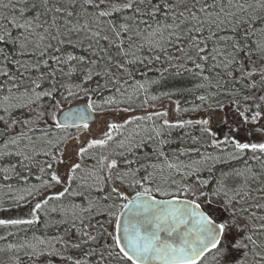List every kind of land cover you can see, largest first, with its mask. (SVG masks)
<instances>
[{"label":"snow or ice","instance_id":"snow-or-ice-1","mask_svg":"<svg viewBox=\"0 0 264 264\" xmlns=\"http://www.w3.org/2000/svg\"><path fill=\"white\" fill-rule=\"evenodd\" d=\"M153 85L167 90L149 95ZM185 94L199 103L175 100L173 119L155 106ZM76 97L86 103L65 110ZM190 110L204 115L183 119ZM192 125L193 147L166 150L173 129ZM7 157L17 164L0 172L39 168L25 191L40 199L32 219L0 225L58 213L77 233L8 245L33 264H264V0H0Z\"/></svg>","mask_w":264,"mask_h":264},{"label":"trees","instance_id":"trees-1","mask_svg":"<svg viewBox=\"0 0 264 264\" xmlns=\"http://www.w3.org/2000/svg\"><path fill=\"white\" fill-rule=\"evenodd\" d=\"M160 67L159 64L155 65V68L148 73V76L150 78H156L158 77L159 73L155 70L158 69ZM13 71H15V69L13 68ZM137 79H141L140 75L137 74ZM176 81H172L169 80L168 81V87H171L173 84H175ZM195 81H191L188 79H185L183 81L180 82L181 86L184 87H189L192 88L194 86ZM167 87L164 88H160L157 87L155 85H153L151 87V89L149 90V95H159V93L161 91H166ZM201 93L197 92L195 95H199ZM195 95H191V94H185V96L183 97H173V102L172 104L175 105L174 101L179 99L181 102V108H188V109H193L198 103L199 101L195 99ZM86 100L83 97H76V98H72V100H68L65 105H70L73 103H77V102H82ZM139 102V101H137ZM158 104L156 105L157 108H160L161 106L165 107L166 103H168L169 101L166 98H162L160 100H158ZM170 103V102H169ZM64 105V106H65ZM191 113H195L198 111H188ZM184 113V112H183ZM181 113V115L183 114ZM19 114V113H18ZM185 114V113H184ZM214 131L218 132L219 128H214L212 127ZM193 136H200V130H199V126L197 125H193L192 127L189 128H184V129H173L171 131V136L169 137V139L171 140V144L167 145L169 146V151H174L177 149H181V148H185V147H193V142L191 140V137ZM208 140L207 136L202 137L201 139V143L203 144L205 141ZM167 150V147H166ZM201 150H204V148H202ZM208 150V148H207ZM142 151H148V149H143ZM211 152H215L214 149L211 150ZM43 157H38L37 159L40 160ZM6 162V165L3 166L4 167H8L10 164H17V158L15 157H7L4 158L2 161ZM243 166V162L237 163V166L235 168H240ZM225 168V166L223 165H216V174H219V170ZM37 170L36 166H31L30 167V174H35V171ZM226 170V168H225ZM34 171V172H33ZM15 172H8L7 176L12 177ZM5 173L0 172V176L4 175ZM24 185L28 187L36 185L39 186L38 181H35L31 178H29L28 182L24 181V178H9L7 180H5L4 178H0V203L3 202V205L0 204V206H11V207H15L17 204L20 205L21 200L24 201V195H20L21 193V187ZM130 196L133 195L134 193L129 192L128 193ZM95 195V194H93ZM20 197H23V199H21ZM28 197V199L32 198L33 196H26L25 199ZM67 202V200H65V203ZM74 202L75 203H81L82 201L79 198H74ZM57 203V202H51L49 204V208L52 206V204ZM46 211V210H45ZM27 217H25L24 215L21 216L18 215L16 217H24V219L22 220H27V219H32V214H27ZM13 218H15V215L12 216ZM3 219V218H1ZM16 219H21V218H16ZM61 219L60 214L58 213H54L51 214L49 216H46L44 212L40 213V220L37 221L36 223H34L33 225H0V237H2L3 239H0V250H6L9 252L14 253L15 255V259H14V263L17 264H33V261L26 256L25 254H21L19 253L21 249H12L9 248L8 245L10 244H14V245H19L22 243H25L26 241H32V237L35 236H44V237H48V238H54L56 236H63L66 240L71 239L73 241H75L77 233L75 232V230L71 229L70 223L69 224H63V223H55V221H59ZM70 219V217H69ZM102 221L104 219H106V217H102L100 218ZM92 224L96 223V219H93L91 221ZM47 225V226H46ZM106 227H108V230L111 231V227L108 226L107 224L105 225ZM67 233V234H66ZM101 243H103V241H101ZM92 245H88V246H82V249H67L64 252V256H72L73 258H77L80 256L81 251H87L88 247H90ZM57 247H59V245H57ZM2 264H6L5 261L1 262ZM0 263V264H1ZM59 264V262H58ZM69 264H71V262H69ZM111 264H115V261H112Z\"/></svg>","mask_w":264,"mask_h":264},{"label":"flooded vegetation","instance_id":"flooded-vegetation-1","mask_svg":"<svg viewBox=\"0 0 264 264\" xmlns=\"http://www.w3.org/2000/svg\"><path fill=\"white\" fill-rule=\"evenodd\" d=\"M165 107L169 109V112H170L169 119H173L175 117V112H174L175 105L168 102V103H166ZM184 113L182 114V117L185 120H187V119L196 120V119L201 118L204 115V113L202 111H198V112H195V113H191V112H184ZM219 115L220 114L218 113L216 115V117L212 120L211 127H214L216 129L219 128V131L217 132V135L222 137L225 133H227L228 129L222 122H220ZM192 126H190V127H192ZM91 127L95 128L96 125L93 124V125H91ZM186 128H189V127H186ZM71 134H72V136H76L75 130H71ZM252 139L255 142V141H258L260 139V137L259 136H254V137H252ZM166 147H167V150L169 151V146H166ZM204 150H201V151H204ZM208 150H212V148H208ZM216 151L217 150H215V152ZM249 155H250V153H249ZM43 159L44 158H41L40 161H43ZM90 162L91 161H89V163ZM238 162L242 163L243 160H240V161H229L228 167H234L235 168L237 166ZM252 163H254V162H252ZM5 165H6L5 160L4 161H0V168H3V166H5ZM219 165H223V164H219ZM223 166H225V165H223ZM30 172L31 171H30L29 168H21V167H19L17 165L16 173L12 177H10V176H8V177L9 178H24V181H27V182H28L29 178H31V179H33L35 181H38V183L40 184V179H38V177H41L42 174L40 173L39 168L37 167V170L35 171V174H33V175L30 174ZM5 175H8V173H5L4 175H1L0 178H4ZM25 187H28V185L25 186ZM73 187H75V185H73ZM21 192L23 193L22 195H24V185L21 187ZM32 199L33 200L31 202V204L27 208V211H28L27 213L28 214L32 212V209H34V207H35V203L38 202L40 197L39 196H33ZM28 200H29L28 197L26 198L25 202L21 200L20 205L17 204L15 207L0 206V219L1 218H3V219H16V218L24 219V217H16V216H18L20 214H21V216L24 215V212H20L18 210V208L21 205L28 203ZM0 204L3 205V202H1ZM13 215H15V218L12 217ZM5 262H8V261H5ZM6 264H15V263L12 260V261H10V262H8Z\"/></svg>","mask_w":264,"mask_h":264},{"label":"rangeland","instance_id":"rangeland-1","mask_svg":"<svg viewBox=\"0 0 264 264\" xmlns=\"http://www.w3.org/2000/svg\"><path fill=\"white\" fill-rule=\"evenodd\" d=\"M70 101L72 100V99H69ZM155 103V106L159 103L158 101H155L154 102ZM175 109V108H174ZM75 134L77 135V133L75 132ZM80 138L81 139H83L84 138V135L83 134H81V136H80ZM207 151H209V152H211V150H207ZM92 162H90L89 164H91ZM27 188H29V187H24V202H25V197L26 196H28V194H27V192L25 191V189H27ZM23 193L21 192L20 193V195H22ZM32 198L31 199H29L28 200V203H26V204H23V205H21L19 208H18V210L20 211V212H24V216L25 217H27L26 215L28 214L27 212V208L29 207V205L31 204V202H32ZM29 214H32V212L31 213H29ZM28 214V215H29ZM25 251H27V249H21L20 250V252L19 253H21V254H25ZM14 259H15V255H14V253H12V252H8V251H4V250H0V262H3V261H8V262H10V261H14ZM209 260H210V258H209ZM8 262H5V263H8Z\"/></svg>","mask_w":264,"mask_h":264},{"label":"water","instance_id":"water-1","mask_svg":"<svg viewBox=\"0 0 264 264\" xmlns=\"http://www.w3.org/2000/svg\"><path fill=\"white\" fill-rule=\"evenodd\" d=\"M84 103H86V102L83 101V102L74 104L72 106H69V107L65 108V110H68V109H71V108H74V107H82L84 105ZM61 115H62V113H61Z\"/></svg>","mask_w":264,"mask_h":264}]
</instances>
